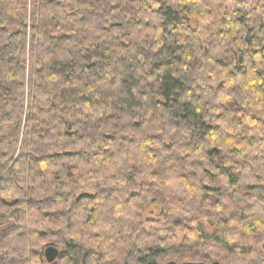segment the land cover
<instances>
[{
	"label": "trees",
	"instance_id": "16d2710c",
	"mask_svg": "<svg viewBox=\"0 0 264 264\" xmlns=\"http://www.w3.org/2000/svg\"><path fill=\"white\" fill-rule=\"evenodd\" d=\"M49 247L264 264V0H0V254Z\"/></svg>",
	"mask_w": 264,
	"mask_h": 264
},
{
	"label": "rangeland",
	"instance_id": "374dc122",
	"mask_svg": "<svg viewBox=\"0 0 264 264\" xmlns=\"http://www.w3.org/2000/svg\"><path fill=\"white\" fill-rule=\"evenodd\" d=\"M151 211H153V213H155V211H156V209H153V207H149L148 209H147V211L145 212V215H144V218H150V217H154V214L153 213H151ZM36 248H34V250L36 251L37 250V247H39V246H35ZM11 249V248H10ZM10 249H8V250H6V251H4V252H1V253H5V254H0V258H1V264H10L9 263V261L10 260H13V259H15V257L12 255V252L10 253V252H8ZM44 251L45 250H40L39 252V254H41L42 255V257L44 256ZM60 251V250H59ZM45 258L43 257V260H44ZM45 261V260H44ZM13 264V263H12ZM33 264H39L38 262H37V260L36 259H34V263ZM45 264H47L46 263V261H45Z\"/></svg>",
	"mask_w": 264,
	"mask_h": 264
},
{
	"label": "water",
	"instance_id": "95a60500",
	"mask_svg": "<svg viewBox=\"0 0 264 264\" xmlns=\"http://www.w3.org/2000/svg\"><path fill=\"white\" fill-rule=\"evenodd\" d=\"M58 254H59V252L55 248L49 247V248L45 249L44 258H45L46 263L47 264H53L56 261ZM168 264H175V263L171 262ZM185 264H204V263H185ZM212 264H219V263L214 262Z\"/></svg>",
	"mask_w": 264,
	"mask_h": 264
}]
</instances>
